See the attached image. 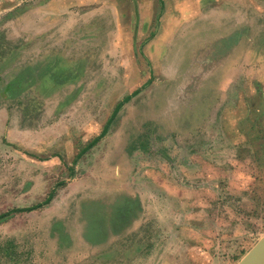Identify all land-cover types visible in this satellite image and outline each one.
I'll return each instance as SVG.
<instances>
[{
    "label": "rangeland",
    "instance_id": "rangeland-1",
    "mask_svg": "<svg viewBox=\"0 0 264 264\" xmlns=\"http://www.w3.org/2000/svg\"><path fill=\"white\" fill-rule=\"evenodd\" d=\"M4 18L0 215L42 205L0 220V264H238L264 237L263 47L94 41V74L14 94L38 20Z\"/></svg>",
    "mask_w": 264,
    "mask_h": 264
},
{
    "label": "crops",
    "instance_id": "crops-1",
    "mask_svg": "<svg viewBox=\"0 0 264 264\" xmlns=\"http://www.w3.org/2000/svg\"><path fill=\"white\" fill-rule=\"evenodd\" d=\"M1 3L0 19L20 16L38 20L34 32L24 33L23 48L29 49L34 43L40 49L39 55L7 82L14 94L23 87L63 89L80 82L89 73L94 74V46L89 43L115 42L125 51L135 49V41L145 39V50L151 52L156 44L174 40V27L179 25L216 27L215 41L234 45V50L244 45L257 46L259 51L264 48V0H5ZM254 26L262 28L258 35L252 29ZM232 27L234 36L233 33L230 37L218 36V32Z\"/></svg>",
    "mask_w": 264,
    "mask_h": 264
},
{
    "label": "water",
    "instance_id": "water-1",
    "mask_svg": "<svg viewBox=\"0 0 264 264\" xmlns=\"http://www.w3.org/2000/svg\"><path fill=\"white\" fill-rule=\"evenodd\" d=\"M238 264H264V237L260 239Z\"/></svg>",
    "mask_w": 264,
    "mask_h": 264
},
{
    "label": "trees",
    "instance_id": "trees-1",
    "mask_svg": "<svg viewBox=\"0 0 264 264\" xmlns=\"http://www.w3.org/2000/svg\"><path fill=\"white\" fill-rule=\"evenodd\" d=\"M128 99H129V97L126 98L125 102L128 101ZM123 103H124V101H122V103H120V104H123ZM119 107H120V106H119ZM119 107H118V108H119ZM118 108L116 109V111L118 110ZM116 111H115V113H116ZM115 113H114V115H115ZM109 122H111V119L109 120ZM109 122H108V124H109ZM108 124H107V125H108ZM107 125L105 126V130H104V132L102 133V135L107 131V127H108ZM51 197H52V196H50V197L46 200L45 203H48V202L50 201ZM41 205H42V204L37 205V206H34V207L24 208V209H13V210H11V211H9V212H7V213H4V214L0 215V220L3 219V218L6 217V216L12 214L13 212H17V211H31L32 209H35V208H37V207H39V206H41Z\"/></svg>",
    "mask_w": 264,
    "mask_h": 264
}]
</instances>
